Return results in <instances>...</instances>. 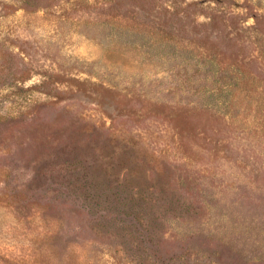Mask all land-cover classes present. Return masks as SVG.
<instances>
[{
  "label": "rangeland",
  "instance_id": "obj_1",
  "mask_svg": "<svg viewBox=\"0 0 264 264\" xmlns=\"http://www.w3.org/2000/svg\"><path fill=\"white\" fill-rule=\"evenodd\" d=\"M0 264H264V0H0Z\"/></svg>",
  "mask_w": 264,
  "mask_h": 264
}]
</instances>
